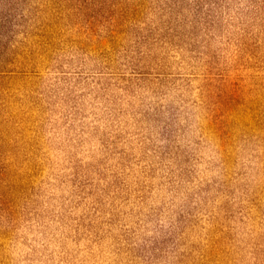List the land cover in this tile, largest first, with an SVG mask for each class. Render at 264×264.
Returning <instances> with one entry per match:
<instances>
[{
    "label": "rangeland",
    "instance_id": "obj_1",
    "mask_svg": "<svg viewBox=\"0 0 264 264\" xmlns=\"http://www.w3.org/2000/svg\"><path fill=\"white\" fill-rule=\"evenodd\" d=\"M0 264H264V0H0Z\"/></svg>",
    "mask_w": 264,
    "mask_h": 264
}]
</instances>
